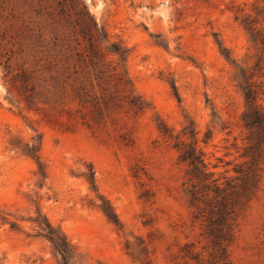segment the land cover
Wrapping results in <instances>:
<instances>
[{"label":"rangeland","instance_id":"1","mask_svg":"<svg viewBox=\"0 0 264 264\" xmlns=\"http://www.w3.org/2000/svg\"><path fill=\"white\" fill-rule=\"evenodd\" d=\"M62 1L0 0V264H59L45 223L73 247L71 264H264V171L220 252L174 146L193 129L220 181L245 161L243 75L264 104V0H66L105 33L95 68L62 59L75 43ZM113 67L141 111L118 100Z\"/></svg>","mask_w":264,"mask_h":264},{"label":"trees","instance_id":"2","mask_svg":"<svg viewBox=\"0 0 264 264\" xmlns=\"http://www.w3.org/2000/svg\"><path fill=\"white\" fill-rule=\"evenodd\" d=\"M68 8L66 0H63L58 14L71 23L75 43L74 45L66 44L62 59L64 61L76 59L79 63H89L95 68L99 66L102 55L99 44L105 38V33L97 25L85 4H81L80 10L74 13V18ZM246 24L248 23L244 21V25ZM247 27L250 31L254 30L251 25ZM261 42L264 44V38ZM110 51L117 56L118 64L126 60L128 49L120 44L113 43ZM112 70L115 85L120 87L123 93L118 100H125L135 112L141 111L144 108V102L134 93L124 71L118 70L117 67H113ZM18 77L20 82L25 84L30 76L22 71ZM243 78L245 110L242 113V121L248 133L245 137L247 145L242 155L245 161L234 167L235 175L223 176L222 181L220 177H215V172L209 169L203 152L197 147L196 132L193 129H187V127L182 129L183 134L192 140L186 142L176 139L174 145L178 150L179 159L187 165L186 180L183 182L184 193L191 206L195 208L194 217L205 221V233L212 247H218L220 252H224L223 247L231 242L236 218L256 195L259 180L264 171V104L259 102L258 97L263 91L250 81L249 76L243 75ZM12 81L15 82L16 79ZM162 131L167 132L164 126ZM38 151V143L28 147V154L38 162L40 167ZM102 210L110 221L118 223L116 214L109 206L103 205ZM40 229V234L50 241L53 250L60 256L59 264H71L74 249L66 237L49 223H45Z\"/></svg>","mask_w":264,"mask_h":264}]
</instances>
